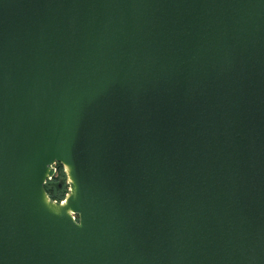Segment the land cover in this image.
<instances>
[{"label":"water","instance_id":"95a60500","mask_svg":"<svg viewBox=\"0 0 264 264\" xmlns=\"http://www.w3.org/2000/svg\"><path fill=\"white\" fill-rule=\"evenodd\" d=\"M0 264H264V0H0Z\"/></svg>","mask_w":264,"mask_h":264},{"label":"bare ground","instance_id":"6f19581e","mask_svg":"<svg viewBox=\"0 0 264 264\" xmlns=\"http://www.w3.org/2000/svg\"><path fill=\"white\" fill-rule=\"evenodd\" d=\"M71 167L72 166L67 164L66 170H65L67 174H69L70 176V179L69 180L67 179V182L70 185V188H69V192L67 193L65 199L59 202V201H54L47 196L46 197L47 200L46 199L44 200H45V206L51 209L53 212L57 214H66L72 220L74 219L76 220V217H75L76 211L73 209V203H71V199L76 194V185H75V180L71 175ZM72 184H74V187Z\"/></svg>","mask_w":264,"mask_h":264},{"label":"trees","instance_id":"16d2710c","mask_svg":"<svg viewBox=\"0 0 264 264\" xmlns=\"http://www.w3.org/2000/svg\"><path fill=\"white\" fill-rule=\"evenodd\" d=\"M61 168H62L61 170H62V177H63L62 182L46 186V191L50 195L51 199L54 201H59V202L64 200L67 193L69 192L68 186L65 183V181H67V177H66L65 172L63 171L64 170L63 166Z\"/></svg>","mask_w":264,"mask_h":264},{"label":"rangeland","instance_id":"374dc122","mask_svg":"<svg viewBox=\"0 0 264 264\" xmlns=\"http://www.w3.org/2000/svg\"><path fill=\"white\" fill-rule=\"evenodd\" d=\"M62 164L61 163H56L55 165H54V167L57 169V172L55 173V175H53L52 176V178H53V180H49V179H47V181H46V183H45V188H46V186L48 185H51V184H55V183H60V182H62V166H61ZM54 169V168H53ZM63 169H64V166H63ZM64 172H65V169L63 170ZM65 183L67 184V186H68V189H69V184L67 183V181H65ZM50 196V195H49ZM76 218L77 219H79L78 218V216L76 215Z\"/></svg>","mask_w":264,"mask_h":264},{"label":"built area","instance_id":"2783aa9c","mask_svg":"<svg viewBox=\"0 0 264 264\" xmlns=\"http://www.w3.org/2000/svg\"><path fill=\"white\" fill-rule=\"evenodd\" d=\"M56 163H54L52 166H51V169L53 170V175H55V173L57 172V169L54 167V165H55ZM54 168V169H53ZM49 180L51 181V180H53V178L51 177V178H49Z\"/></svg>","mask_w":264,"mask_h":264}]
</instances>
